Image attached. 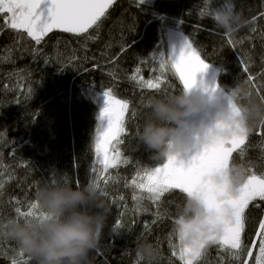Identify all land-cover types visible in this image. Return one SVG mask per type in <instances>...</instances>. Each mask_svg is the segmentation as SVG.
Returning a JSON list of instances; mask_svg holds the SVG:
<instances>
[{
  "label": "trees",
  "instance_id": "obj_1",
  "mask_svg": "<svg viewBox=\"0 0 264 264\" xmlns=\"http://www.w3.org/2000/svg\"><path fill=\"white\" fill-rule=\"evenodd\" d=\"M230 2L243 9L249 23L234 35H225L214 24L212 13ZM170 28L192 40L205 62L219 69L218 84L228 94L242 86L246 94L237 97L238 106L264 102V79H260L264 73V0H144L143 5L137 0H115L98 32L90 29L76 36L53 30L40 46L26 34L18 40L12 30L0 31V224L17 218L16 206L27 210L28 203L36 202L40 184L46 180L66 177L73 187L77 181L79 186L91 181L98 99L113 88L117 98L130 101L127 132L120 145L129 163L109 169L106 199L110 214L98 249L92 253V264H145L136 253L137 244L145 240L159 247L160 264H183L173 250L179 251L175 229L186 195L170 190L156 203L143 201L148 209L144 212L132 199V186L125 187L142 168L151 170L166 162L143 146L138 148L136 134L149 118L147 99L177 94L183 85L171 71L165 72L159 91L141 88L130 77L138 66L145 79L159 75V55L170 56ZM89 35L93 38H87ZM28 48L39 51L34 55ZM141 60L147 63L141 64ZM244 64L257 77L252 84L247 83ZM243 148L242 155L239 150L233 153L232 164L264 175L260 120ZM17 200L22 203L17 205ZM245 211L250 218L247 232L251 233L264 212L251 204ZM118 220L122 227L113 234ZM253 252L255 255V249ZM13 257L21 264L28 259L20 255L13 241L0 239V264H11ZM194 264L239 261L209 245L205 256Z\"/></svg>",
  "mask_w": 264,
  "mask_h": 264
},
{
  "label": "snow or ice",
  "instance_id": "obj_2",
  "mask_svg": "<svg viewBox=\"0 0 264 264\" xmlns=\"http://www.w3.org/2000/svg\"><path fill=\"white\" fill-rule=\"evenodd\" d=\"M114 2L115 0H0V31L10 29L16 33L18 40L26 34L36 46H40L45 36L53 30L76 36L89 33L90 29L98 32L103 18ZM137 2L143 5L144 0ZM87 38L93 37L89 35ZM229 42L234 43L231 40ZM26 50L32 51L34 55L39 51L38 48ZM122 50L126 49L122 47ZM152 55L155 58L156 55ZM159 56L162 58L159 63V75L145 79L140 74L141 69L138 66L133 70L130 79L141 88L159 91L161 84L164 83L165 72L171 71L183 85L182 90H189L197 85V75L206 72L210 66L202 58L194 42L188 38L185 39L178 53L173 50L167 58L163 55ZM140 63L146 64L147 61L141 60ZM243 71L249 73L248 84H252L257 79L251 74L248 64L243 65ZM260 79H264V73L260 74ZM218 89L219 85L209 88L208 91L216 93ZM102 94L105 106L99 119L103 121L106 118L107 127L101 124L96 130L92 144L95 162L91 166L92 179L88 184L101 188L102 194L108 197L106 187L111 178L109 169H117L121 164L129 163L120 145L124 143L123 137L127 132L125 117L129 111L130 101L117 98L113 88L103 91ZM261 99L264 100V95ZM233 106L236 111L240 110L237 104ZM261 127L264 130V120H261ZM247 138V134H239L228 140L215 137L202 145L198 142L196 146L198 145L200 150L187 163L183 159L169 156L161 166L151 170L142 168L130 182L125 183V187H129V184L132 186V199L141 211H148L143 206V201L156 203L165 193L178 189L187 198L202 202L206 209L214 214L213 219L223 222L224 226L219 235H210L193 245L184 242L186 233L179 235V251H175L173 246V255H178L183 264H194L205 256L209 245H216L218 249L238 260L239 264H264V215L256 222L252 232L248 233L247 225L250 218L245 211L251 204L264 212V175H257L247 170V180L240 190L239 197L235 199L226 198V186L215 185L208 179L211 175L223 172L232 165L234 152L239 150L240 154H243V145ZM101 180L104 182V187L101 186ZM63 181L68 182L66 177ZM52 182L55 183L56 179ZM2 188L3 184H0V189ZM119 198L124 199L123 196ZM21 203L17 200V205ZM226 205L231 209V219L223 221ZM38 209V201L28 203L27 210L16 206L17 219L39 218L42 213L40 210L37 211ZM180 222L178 219L176 224ZM2 226L3 224H0V227ZM121 227L118 220L113 228V234H118L116 230ZM147 228L148 225H145L146 230ZM20 255L23 256L24 253L20 252ZM137 257L143 259L139 255ZM11 264H21V262L13 257ZM24 264H32V259L28 257Z\"/></svg>",
  "mask_w": 264,
  "mask_h": 264
},
{
  "label": "clouds",
  "instance_id": "obj_3",
  "mask_svg": "<svg viewBox=\"0 0 264 264\" xmlns=\"http://www.w3.org/2000/svg\"><path fill=\"white\" fill-rule=\"evenodd\" d=\"M214 24L225 35H234L246 27L249 20L235 3H228L212 13ZM203 83L189 90L167 96L147 99L145 107L149 118L136 134L137 147L143 146L153 154L167 159H181L199 142L212 138L225 140L234 135H250L258 120H264V102H250L233 106L241 94L237 85L223 103L215 101V93ZM215 103L214 123L211 126L193 125L186 131L187 118L199 115L207 106ZM248 177L243 166L232 164L223 172L208 179L215 185L226 186V198L235 199ZM39 218L11 217L0 227V239L11 240L18 251L30 257L34 264H92V253L99 246L102 229L110 214V205L102 189L92 184L73 187L71 183L57 179L44 181L37 193ZM204 204L197 199H186L179 211L180 223L176 224L178 236L186 233L185 243L193 245L210 235H219L223 222L213 219ZM223 221L231 219V209L225 206ZM137 255L145 264H160L162 253L150 241L136 246Z\"/></svg>",
  "mask_w": 264,
  "mask_h": 264
},
{
  "label": "rangeland",
  "instance_id": "obj_4",
  "mask_svg": "<svg viewBox=\"0 0 264 264\" xmlns=\"http://www.w3.org/2000/svg\"><path fill=\"white\" fill-rule=\"evenodd\" d=\"M185 39L186 38L181 34V32L172 28L167 30V42H168L170 55L172 54L173 50H175L176 53H178L181 50L185 42ZM209 65L210 66L206 72L199 73L197 75V86L203 83L204 85H206L211 89L219 85L218 84L219 69L211 64ZM227 95L228 93L219 85V89L215 93V101L223 103ZM98 102H99V116H100V113L105 106L103 95L99 97ZM214 113H215V103L207 106L199 115L187 118L186 131H190L193 125L204 124L211 126L214 123V119H213ZM101 124L103 125V127H107V119L105 118L103 121L99 119L98 126H100ZM199 150L200 147L197 145L181 159H183L185 163H187V161L192 156L196 155V153Z\"/></svg>",
  "mask_w": 264,
  "mask_h": 264
}]
</instances>
